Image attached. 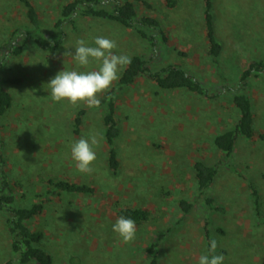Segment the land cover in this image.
Wrapping results in <instances>:
<instances>
[{
    "label": "rangeland",
    "instance_id": "obj_1",
    "mask_svg": "<svg viewBox=\"0 0 264 264\" xmlns=\"http://www.w3.org/2000/svg\"><path fill=\"white\" fill-rule=\"evenodd\" d=\"M31 1L48 29L59 7L69 0ZM102 1L106 7L113 6V0ZM144 1L150 7L135 1L138 14L157 18L166 41L157 34L152 42L142 40L116 23L78 18L75 28L65 27L67 37L59 50L45 53L17 32L25 23L20 3L0 0V61L7 57L0 62V77L19 79L5 85L13 104L0 117V178L12 184L16 206H30L36 194L48 199L31 228L44 231L42 244L54 264H149L147 248L153 243L157 264H197L208 249L206 220L224 264H264V72L250 77L245 86L253 105V137L239 138L229 156L213 144L214 135L232 128L238 118L231 96L240 73L250 60L264 59V0H212L215 34L222 45L217 64L207 56L203 0H177L172 8L165 0ZM96 36L114 40L118 55H141L153 70L180 64L206 91L201 96L163 90L143 75L119 94L120 136L115 148L120 168L115 174L107 167L104 138L95 149L91 174L79 173L70 157L74 140L92 133L103 136L101 109L55 102L47 86L63 67L92 70L98 66L92 62L88 69H79L70 55H64L76 39L91 45ZM9 46H23V50L12 55ZM81 108L86 112L76 135L73 122ZM197 159L218 168L206 196L222 211H210L197 191L192 170ZM55 176L89 184L94 193L53 189L48 179ZM249 183L259 193V209ZM179 198L192 203L188 214L178 207ZM117 206L146 208L153 223L136 226L135 239L125 243L111 230L118 218ZM11 257L0 211V264Z\"/></svg>",
    "mask_w": 264,
    "mask_h": 264
},
{
    "label": "trees",
    "instance_id": "obj_2",
    "mask_svg": "<svg viewBox=\"0 0 264 264\" xmlns=\"http://www.w3.org/2000/svg\"><path fill=\"white\" fill-rule=\"evenodd\" d=\"M24 9L25 23L17 32L25 38L32 40L45 53L57 52L67 37L65 27L67 25L76 27L78 18H96L109 21L119 26L131 29L140 39L152 42L155 34L159 35L162 41H166L160 21L149 15H140L136 9V2L146 7H150L144 0H113L110 7H106L102 0H69L63 3L57 12V16L51 27L44 29V22L40 18L31 0H16ZM168 7H174L177 0H165ZM204 3V28L205 41L207 43V56L213 64H217L218 57L222 50L221 43L217 40L214 28V18L212 14V0H203ZM23 30V31H22ZM44 30H47L45 32ZM155 32V33H154ZM13 35V34H12ZM3 47H0V51ZM23 50L20 47H8V52L12 55H19ZM131 63L124 68L120 78L112 86L105 90L98 98L101 109V122L103 125V138L107 146L106 161L107 167L112 173H117L120 168L118 153L115 148V140L120 136L119 122L116 117V99L119 94L131 86L137 78L145 75L150 81L163 90H184L196 95L206 96L202 82L190 71L180 64L167 63L158 69H151L148 61L139 54H132ZM7 57L0 61L4 62ZM0 63V72L2 64ZM264 72V59L250 60L239 76V82L231 96L232 103L238 112L235 125L225 131L217 133L213 137V144L216 149L229 156L235 149L239 138L249 140L254 134V115L252 100L245 90L248 79ZM19 79L0 77V117L4 116L13 104V96L5 87L6 84L18 83ZM86 109L78 110L74 122L73 133L78 135L83 116ZM194 180L197 191L204 195V202L210 211H222V207L216 205L211 197L206 196V191L214 183L218 174L216 165H208L200 159L192 164ZM48 185L59 191L77 193L81 195H92L94 188L85 183L51 177ZM249 189L253 197L255 209L260 207L259 193L254 185L249 183ZM15 194L12 191V184L6 178H0V211L4 215V227L10 237V249L13 257L5 260L1 264H54L53 256L43 247L42 241L44 231L40 228H31V222L41 216L48 201L41 194H36L30 206H16ZM178 207L184 214H188L192 209V203L185 198L177 200ZM116 215L133 219L136 226L145 223H153L152 212L142 207H115ZM210 223L205 221L204 238L207 243L212 240ZM217 232L225 234L222 227H218ZM150 254L149 264H157L156 244H151L147 248ZM224 252V251H223Z\"/></svg>",
    "mask_w": 264,
    "mask_h": 264
},
{
    "label": "clouds",
    "instance_id": "obj_3",
    "mask_svg": "<svg viewBox=\"0 0 264 264\" xmlns=\"http://www.w3.org/2000/svg\"><path fill=\"white\" fill-rule=\"evenodd\" d=\"M115 48L116 42L103 36L94 37L91 45L85 39H76L71 51L64 55H70L79 69H88L92 62L98 66L92 70H69L63 67L47 83L51 99L55 102L66 101L71 105L84 103L90 108H98L100 100L97 94L108 90L131 63L130 56L116 54L113 51ZM102 140V134L92 133L70 144V157L79 173L91 174L94 171L92 163L97 159L95 149ZM111 230L128 243L136 237V222L119 216L111 225ZM216 249L217 241L210 240L207 251L199 255L197 264H224V255L217 254Z\"/></svg>",
    "mask_w": 264,
    "mask_h": 264
}]
</instances>
